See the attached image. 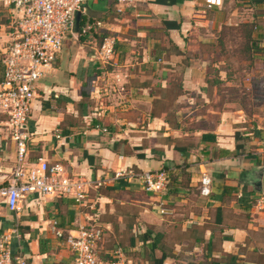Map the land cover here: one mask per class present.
Here are the masks:
<instances>
[{
	"label": "crops",
	"instance_id": "obj_1",
	"mask_svg": "<svg viewBox=\"0 0 264 264\" xmlns=\"http://www.w3.org/2000/svg\"><path fill=\"white\" fill-rule=\"evenodd\" d=\"M16 17L0 4V56ZM89 18L102 21L98 32L65 37L35 82L27 160L59 162L68 174L101 184L89 190L85 204L35 194L16 210L0 202V229L18 233L13 252L27 264H73L70 250L49 230L55 221L71 234L94 223L101 231L100 260L120 247L136 264L126 254L142 253L149 229L170 236L162 264H264V211L255 205L264 192V126L244 124L240 109L216 107L222 83L214 78L222 75L212 60L223 26L264 24V0H221L211 7L203 0H135L120 13L113 0H83L79 19ZM259 33L264 46V30ZM101 34L115 38L105 69L94 50ZM3 120L0 112V168L7 171L15 148ZM159 168L170 172L160 195L136 179H111L117 169ZM204 170L212 179L206 197L197 191ZM194 190L198 208L179 210Z\"/></svg>",
	"mask_w": 264,
	"mask_h": 264
},
{
	"label": "built area",
	"instance_id": "obj_2",
	"mask_svg": "<svg viewBox=\"0 0 264 264\" xmlns=\"http://www.w3.org/2000/svg\"><path fill=\"white\" fill-rule=\"evenodd\" d=\"M134 2L113 0L117 13ZM203 2L207 7L221 4V0ZM0 4L11 7L17 13L11 24L9 42L0 56V112L4 115V126L15 148L12 166L7 171L0 168V202H4L8 209L16 210L18 202L27 194H35L39 199L47 196L68 197L75 203L85 204L89 190L98 187L101 181L68 174L62 164L50 163L43 157L28 161L31 133L26 124L34 99L35 82L54 62L64 38L92 36L101 28L102 21L87 19L79 29L74 30L75 13L82 11L83 0H0ZM114 46L115 38L112 35H100L94 50L102 69L110 63ZM100 130L106 129L101 127ZM169 173L167 168L139 172L117 169L113 171L111 179H136L145 191L162 193L169 183ZM211 183L210 174L202 171L198 179V194L209 196ZM255 205L264 211V192L255 198ZM158 211L164 213L163 208ZM49 230L70 250L73 264H131L120 247H115L106 260L97 258L95 247L101 239V231L94 223L81 225L75 234H71L51 221ZM17 237V230L0 229V264H27L21 254L13 252L11 242Z\"/></svg>",
	"mask_w": 264,
	"mask_h": 264
},
{
	"label": "rangeland",
	"instance_id": "obj_3",
	"mask_svg": "<svg viewBox=\"0 0 264 264\" xmlns=\"http://www.w3.org/2000/svg\"><path fill=\"white\" fill-rule=\"evenodd\" d=\"M262 30L264 24L226 25L213 43L212 60L222 75V80L219 81L222 85L216 91L220 94L216 107L220 104L225 109H240L245 119L244 124L249 126H264V46L256 38ZM198 198L201 197L194 190L183 205L177 206L179 210H196ZM169 237L167 233L162 237V245L166 250L170 249ZM141 252H127L126 255L132 262L144 264L145 259L150 260L144 244ZM153 254L158 256L159 251L155 250Z\"/></svg>",
	"mask_w": 264,
	"mask_h": 264
},
{
	"label": "trees",
	"instance_id": "obj_4",
	"mask_svg": "<svg viewBox=\"0 0 264 264\" xmlns=\"http://www.w3.org/2000/svg\"><path fill=\"white\" fill-rule=\"evenodd\" d=\"M86 20L83 21V19H79L77 28L79 29V27L82 26ZM89 20H91V18H89ZM102 35H104V34H102ZM99 39H100V37H99ZM99 39H98V41H99ZM214 80H215L214 81L215 84L219 83V80L216 77L214 78ZM201 137L205 138L206 136L204 135ZM237 146H238V144H236V147ZM142 243L145 245V247L148 250L149 259L152 262L151 264H162L163 260L168 255L167 250L162 245V234H160L159 232H154V234H152V231L148 229L142 235ZM155 250L159 251L158 256H154L153 252Z\"/></svg>",
	"mask_w": 264,
	"mask_h": 264
},
{
	"label": "water",
	"instance_id": "obj_5",
	"mask_svg": "<svg viewBox=\"0 0 264 264\" xmlns=\"http://www.w3.org/2000/svg\"><path fill=\"white\" fill-rule=\"evenodd\" d=\"M79 15H80V12H76V13H75V18H74V20H75V22H74V30L77 29V26H78V20H79Z\"/></svg>",
	"mask_w": 264,
	"mask_h": 264
}]
</instances>
